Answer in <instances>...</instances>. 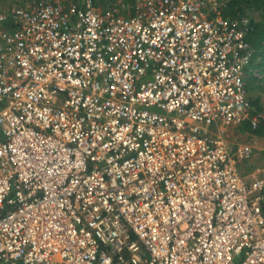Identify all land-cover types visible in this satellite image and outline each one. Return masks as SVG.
Returning <instances> with one entry per match:
<instances>
[{
  "label": "built area",
  "instance_id": "1",
  "mask_svg": "<svg viewBox=\"0 0 264 264\" xmlns=\"http://www.w3.org/2000/svg\"><path fill=\"white\" fill-rule=\"evenodd\" d=\"M225 6L0 0V264H264L251 19Z\"/></svg>",
  "mask_w": 264,
  "mask_h": 264
},
{
  "label": "trees",
  "instance_id": "2",
  "mask_svg": "<svg viewBox=\"0 0 264 264\" xmlns=\"http://www.w3.org/2000/svg\"><path fill=\"white\" fill-rule=\"evenodd\" d=\"M94 1L106 6L110 0ZM223 13L225 17H241L245 15L251 19V29L246 37L253 48V59L249 70L247 69L251 74L247 87L249 99L254 106L253 112L264 111V0H226ZM245 123L243 126L251 129L250 123ZM261 131L263 130H258V132Z\"/></svg>",
  "mask_w": 264,
  "mask_h": 264
},
{
  "label": "crops",
  "instance_id": "3",
  "mask_svg": "<svg viewBox=\"0 0 264 264\" xmlns=\"http://www.w3.org/2000/svg\"><path fill=\"white\" fill-rule=\"evenodd\" d=\"M236 132L238 134L237 142L250 143L249 141H247L248 136H251L253 138V141H252L253 143H250L253 145V154H254V150H255L256 153H258V155L257 154L256 155L261 158L262 157L261 151L264 150V132L263 131L254 132V131H251L250 129L245 128L243 125L237 127ZM251 166H254V167H251ZM251 166L248 165V163L243 164L242 171H240L249 180H251V178H252L251 174L256 168L260 167L264 170V166H261L259 161L253 162V164Z\"/></svg>",
  "mask_w": 264,
  "mask_h": 264
},
{
  "label": "rangeland",
  "instance_id": "4",
  "mask_svg": "<svg viewBox=\"0 0 264 264\" xmlns=\"http://www.w3.org/2000/svg\"><path fill=\"white\" fill-rule=\"evenodd\" d=\"M248 70H249V68H248ZM248 70L247 69L245 70V82H246V86H247L248 81L250 82V76H251V74L248 72ZM255 72H256V70H255ZM247 90H248V87H247ZM248 94H249V90H248ZM247 141H249L250 143H253L252 142L253 141V138L251 136H248V140ZM256 154L258 155V153H256V151L254 150L253 156L251 158H249V159L244 160L240 164V171H242L243 164H246V163H248V165L251 166L253 164V162L259 161V163L261 164V166H264V150L261 151V154H262V157L261 158L259 156H257ZM251 167H254V166H251Z\"/></svg>",
  "mask_w": 264,
  "mask_h": 264
}]
</instances>
